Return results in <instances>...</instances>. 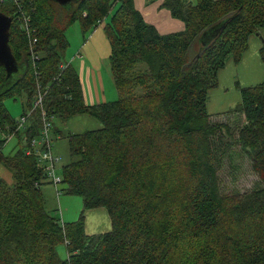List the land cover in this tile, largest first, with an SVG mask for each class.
I'll return each mask as SVG.
<instances>
[{
	"label": "trees",
	"instance_id": "1",
	"mask_svg": "<svg viewBox=\"0 0 264 264\" xmlns=\"http://www.w3.org/2000/svg\"><path fill=\"white\" fill-rule=\"evenodd\" d=\"M162 6L185 23L183 30L161 33L134 0L0 5L13 18L9 42L25 70L10 84L0 65V161L14 176L12 183L0 178V264H264V79L242 87L236 107L208 110L227 57L239 62L250 38L264 37V0H163ZM110 12L104 28L119 96L87 103L77 69L64 61L66 29L80 20L89 32ZM24 13L29 28L22 26ZM260 55L264 63V41ZM38 84L45 94L34 108ZM23 93V112L13 118L4 100ZM43 109L52 123L49 162L58 182L36 153H27L44 129ZM82 113L102 126L63 133L73 158L60 172L53 139L62 131L54 119ZM232 114L242 118L236 127L222 119ZM21 131L25 145L5 155L9 137ZM236 146L258 176L248 190L229 186L222 175ZM45 184L57 195H81L85 211L106 207L112 228L88 234L84 212L63 221L47 209ZM62 242L66 258L57 250Z\"/></svg>",
	"mask_w": 264,
	"mask_h": 264
},
{
	"label": "rangeland",
	"instance_id": "2",
	"mask_svg": "<svg viewBox=\"0 0 264 264\" xmlns=\"http://www.w3.org/2000/svg\"><path fill=\"white\" fill-rule=\"evenodd\" d=\"M116 7L113 8L112 12ZM112 12L96 28L94 25L91 26L89 32L83 29L80 20L74 21L66 29L69 43L65 50L64 61L71 62L79 70L80 75L83 76L88 94L91 89L95 94L99 90L103 99L102 102L115 100L119 96L110 61L111 43L104 28L110 20ZM200 44V41L194 44L190 52L191 55L196 52V48L200 49ZM252 47V44L250 48L248 46L249 49L247 48L239 62H235L232 56L227 57L225 65L219 70L218 85L209 90L208 110L210 113L216 114L236 107L241 101V88L255 85L264 79V64L261 56L258 54L251 55ZM83 69L84 73L82 72ZM88 98L92 102L91 97ZM25 103L26 93L20 96L12 95L4 100V104L13 118L21 116ZM225 116L222 119L228 121L234 127L242 122V118H237L234 114ZM54 126L62 131V136H55L53 139L54 150L60 157L58 166L61 172L62 166L73 158L70 153L68 139L64 135L99 128L102 126V122L88 113H82L68 119L55 117ZM63 133L65 134L63 135ZM24 145L25 137L23 131H21L20 135L15 134L9 137L3 147V153L11 155ZM235 149V159L231 164L224 167L223 178L229 186H236L241 190L251 189L258 182V176L252 170L247 155L241 152L239 147L236 146ZM0 178L9 183L14 181L12 171L2 161H0ZM63 187L64 185L60 184V189ZM43 192L47 209L60 216L63 221H75L84 212L85 230L88 234L104 232L112 228L111 218L106 207L99 206L85 211L81 195L69 194L64 190H61V193L57 195L54 186L50 184L43 186ZM57 250L62 258L67 257L65 242L60 243Z\"/></svg>",
	"mask_w": 264,
	"mask_h": 264
},
{
	"label": "crops",
	"instance_id": "3",
	"mask_svg": "<svg viewBox=\"0 0 264 264\" xmlns=\"http://www.w3.org/2000/svg\"><path fill=\"white\" fill-rule=\"evenodd\" d=\"M162 2L163 0H134L136 8L143 14L145 20L148 23L155 25L161 33L165 34V33H171V32L183 30L185 28V23L182 20L174 17L169 9L163 7ZM249 42H250L249 48L251 44L253 46L251 55L253 56V55L258 54L259 56H261L260 48L263 44V41L261 40V38L258 35H253L250 38ZM77 71L79 73V70ZM82 72L84 73V69ZM80 77H81V82L83 85V91H84L86 102L87 103L102 102L103 99L101 98L99 90L95 94L94 91L91 89L90 93L88 94L87 88L83 81V76L80 75ZM89 96L91 97L92 102L89 101V98H88ZM228 105H231V104H228Z\"/></svg>",
	"mask_w": 264,
	"mask_h": 264
},
{
	"label": "built area",
	"instance_id": "4",
	"mask_svg": "<svg viewBox=\"0 0 264 264\" xmlns=\"http://www.w3.org/2000/svg\"><path fill=\"white\" fill-rule=\"evenodd\" d=\"M4 1L5 0H0V5H2ZM15 1H18V0H15ZM23 15H24L25 23H23L22 26L25 28H29L30 27V16H27V14L25 13ZM17 19L21 20L22 17L17 14ZM34 40L36 41V38H34ZM63 66H65V64ZM38 85H39L38 86L39 93L37 94V98L34 103V108L42 106V103H43L42 101H43V97L45 94V92H42L41 90V84H38ZM30 113L31 111L29 112V114ZM43 115H45V118H46L45 123H44V129L42 130V133L40 136L33 138L32 147L27 150V153L28 154L36 153L39 157L40 162H42L45 168L48 170L49 178H51L54 182L55 181L58 182L60 181L61 177L55 172L54 165L49 162V161H52L55 157L51 149V146H50V141L52 140L50 128H51L52 123L51 121L47 120L48 117H46V111L44 109H43ZM26 118L27 117L23 115L19 119L18 127L21 126L25 122ZM44 145H47V148H44Z\"/></svg>",
	"mask_w": 264,
	"mask_h": 264
},
{
	"label": "water",
	"instance_id": "5",
	"mask_svg": "<svg viewBox=\"0 0 264 264\" xmlns=\"http://www.w3.org/2000/svg\"><path fill=\"white\" fill-rule=\"evenodd\" d=\"M54 1L59 2L62 5H69L74 0ZM12 22V17L0 10V65L5 67L7 71V79H9L8 83L10 84L16 82L25 71L23 64L17 61L10 46V28ZM260 38L264 41L263 36H260ZM19 73L21 74L17 76Z\"/></svg>",
	"mask_w": 264,
	"mask_h": 264
}]
</instances>
